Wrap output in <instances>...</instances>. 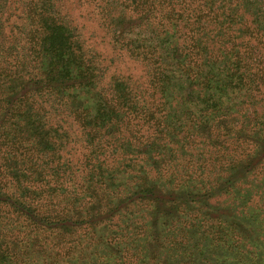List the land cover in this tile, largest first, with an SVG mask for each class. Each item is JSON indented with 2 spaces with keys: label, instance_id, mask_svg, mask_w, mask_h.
Listing matches in <instances>:
<instances>
[{
  "label": "trees",
  "instance_id": "trees-1",
  "mask_svg": "<svg viewBox=\"0 0 264 264\" xmlns=\"http://www.w3.org/2000/svg\"><path fill=\"white\" fill-rule=\"evenodd\" d=\"M60 1L23 0L20 11L12 9L11 0H0V264H131L139 253L137 257L129 254V246L135 245L133 237L138 239L140 231L123 236L111 223L116 213L136 200L147 201L150 209L149 219L140 226L141 235L146 237L140 263L148 255L157 257L160 250L171 255L180 241L166 237L164 232L179 223L171 220L178 210L174 201L177 189L171 183L188 186L182 179L188 177L185 167L189 162L179 153L189 152L185 146L189 127L183 123L168 133L154 130L153 141L141 144L137 138H126L130 117L118 109L129 110L136 103L128 85L111 79L106 87H100L107 69L89 58L78 29L57 9ZM236 1L220 5L218 0H123L125 8L139 15L140 24L149 25L151 30L136 43L123 36L116 22L108 28L113 31V44L134 46L132 51L126 50L140 57L148 68L149 106L156 107L154 94L163 99L161 105H170L175 65L182 74H200L208 67L204 77L188 79L191 88L197 86L193 90L199 92L192 90L182 102L188 109L190 105L200 106V114L222 106L227 88L264 87V61L255 58L259 33L249 26L234 35L225 30H231L230 21L236 13L227 9L231 10ZM204 56L207 64H202ZM215 74L231 75L222 79V85L221 79L216 82ZM191 114L192 110L184 115ZM52 116L70 117L80 129L84 153L78 161L82 168L79 174L62 161L61 152L70 136L50 122ZM142 118L153 127V112ZM180 128L182 134H177ZM109 134L114 139L123 136L120 149L135 150L147 167L133 174L131 186L121 182V169L113 168L107 160L112 143ZM162 140H169L167 147L160 145ZM145 150H159L161 160L155 161ZM138 158L134 161L139 165ZM173 168L171 180L169 170L173 172ZM119 187L125 188L120 191ZM183 194L192 197L191 193ZM245 215L211 225L214 222L207 219L203 230L183 225V232L189 234L184 247L190 246L192 252L193 244L200 242L205 264H263L264 240L259 245L261 250L255 243L244 242L245 236L250 238L260 231L263 220L258 215L244 220L248 212ZM13 229L22 236L14 235ZM48 233L56 234L53 245ZM176 250L164 264L182 261L183 255L176 256Z\"/></svg>",
  "mask_w": 264,
  "mask_h": 264
},
{
  "label": "rangeland",
  "instance_id": "rangeland-1",
  "mask_svg": "<svg viewBox=\"0 0 264 264\" xmlns=\"http://www.w3.org/2000/svg\"><path fill=\"white\" fill-rule=\"evenodd\" d=\"M218 1L220 5L227 2V0ZM22 2L23 0H11L12 9L19 8L21 11ZM57 9L72 27L78 29V34L84 42L82 44L87 50L89 58L95 60V63L101 68L107 69L105 80L100 87H106V83H109L111 79L126 81L127 90L136 102L131 109L128 108L129 110L125 107L118 109L119 112L127 111L130 117L126 121L129 123L128 127L125 128L126 138H130V140L137 138L136 142L141 144L148 139L153 141L154 130L168 133L174 126L183 123L189 127L185 145L189 152L179 153L183 157L185 156L184 158L188 159L189 162L188 166L185 167L188 177L182 179L183 182L186 181L185 184L188 186L185 188L184 183H171V186L177 189L175 192L178 196L174 200L178 210L172 214L171 220H178L179 223L172 224V231L166 230L164 232L166 237L172 236V239L182 243L177 242L178 246L174 247L171 255L168 250L164 251V254L160 250L157 257L153 255L152 258L148 255L143 264H164L169 255L174 256L176 249V256L183 255L182 261L176 264H205L203 258L200 257V254H203L200 251L202 247L199 248L200 242L193 244L192 252L189 251V245H187L189 249L184 247L189 242V234L187 236L183 232V225H193L195 230H203V223L207 219L214 222L209 225L216 224L219 222L218 220L229 223L231 218L238 215L245 218L246 212L248 215L244 220H247L248 216L255 215L263 220L260 231H256L254 236L251 235L250 238H247L244 235L246 237H244V242L250 241V245L255 243L254 245L261 250L259 245L264 240V87L251 86L250 89H247L239 86L235 90L227 88V92L223 94L222 106L200 114L198 110L200 106L190 105L192 108L188 109L184 107L182 102L197 87L191 88L188 79L193 76H197L195 80H198V77H204L206 75L204 72L207 71L208 67L201 69L200 74H182L175 65L171 74L175 78L170 90L171 97L170 99L165 98L170 100V105H161L163 99L160 100L159 94H154V102L155 99L157 100L156 107L149 106L152 98L148 96L151 92L147 84V78L150 74L148 68L140 62V57L130 55L131 49L134 48L133 42L130 41L132 47L130 45L127 47L130 51H127L126 47L113 44L112 30L111 27L108 28V25L116 22V25H119L120 30L122 29L124 32L123 36L136 43H140V36H144L151 30V27L145 23L140 24L139 15L136 17V14L125 8L123 0H105L104 2L99 0H61ZM227 10L229 13L233 11L232 14H236L233 16L234 19L230 21L232 23L230 25L231 30H225L234 35L239 31L241 32L245 26H249L258 32L260 43L256 48L255 58L261 62L264 61V0H237L233 3V8ZM23 18L22 16L21 19ZM9 23L11 24V22ZM208 26L214 29L213 24ZM241 42L239 41V49L242 47ZM207 63V58L203 59L202 64ZM262 66L264 68L263 63ZM226 75L230 76L231 74H215L216 82L221 79V84L224 85L222 79ZM243 75L245 74H237L236 76L243 77ZM193 92L199 91L193 90ZM191 110V115H184ZM152 112L155 120L151 123L153 127H149L150 124H145L142 117L145 113ZM195 115H201L203 118H196ZM53 116L50 122L58 124L60 129L70 136L68 144L64 145L61 152L62 161L69 166L71 172L79 174L82 168L78 161L82 159L84 153V142L80 129L77 125H73L70 117L54 119ZM185 117H190L193 122L191 123ZM181 128L176 130L177 134H182ZM230 128L233 130L230 131ZM239 131H242L240 135L238 134ZM161 136L164 137L165 134L163 133ZM180 137L184 138L182 135ZM110 140L112 143L107 155L111 154L107 156V160L113 168L121 169V174L118 175L122 180L121 182L131 186L135 178L133 174L142 166L147 167L142 159L136 156L135 150L127 147L120 149L119 140H123V136L121 139H114L111 134ZM168 141L162 140L159 143L165 148L168 146ZM163 148L159 150L164 152ZM159 150L145 151L152 155V159L159 161L161 160L158 157L161 155L157 154L160 153ZM178 151L180 150L178 149ZM137 158L140 159L139 165L138 162L134 161ZM122 163H124V167H121ZM175 168H173V172L171 169L169 170L171 180L175 176L173 174ZM128 174L130 175L128 176ZM164 179L165 176L162 180ZM118 181L119 178H115V182ZM124 188L119 187L120 191ZM181 188L183 191H180ZM184 192L186 194L191 193L192 197L188 198L184 194L181 195ZM147 204V201L136 200L116 213L112 217L113 219L110 218L113 220L111 224L117 226L123 236H132V234L140 231L138 239L133 237L135 245L129 246V254H134L137 257L139 253L137 259H131V264H141L140 249L145 248L146 237L141 235L143 230L140 226L147 222L150 216V209ZM19 232L21 231H17V229L12 231L14 235L22 236V233ZM48 234L51 236L50 242L53 245L55 241L53 238L56 234ZM72 239L75 240L76 237ZM53 255L56 254L53 252Z\"/></svg>",
  "mask_w": 264,
  "mask_h": 264
}]
</instances>
